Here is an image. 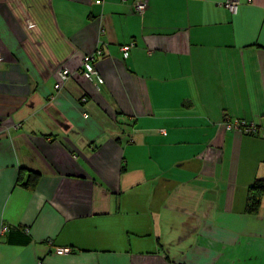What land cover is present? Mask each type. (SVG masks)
<instances>
[{"label": "crops", "instance_id": "obj_1", "mask_svg": "<svg viewBox=\"0 0 264 264\" xmlns=\"http://www.w3.org/2000/svg\"><path fill=\"white\" fill-rule=\"evenodd\" d=\"M137 1L0 0V264H264V0Z\"/></svg>", "mask_w": 264, "mask_h": 264}, {"label": "built area", "instance_id": "obj_2", "mask_svg": "<svg viewBox=\"0 0 264 264\" xmlns=\"http://www.w3.org/2000/svg\"><path fill=\"white\" fill-rule=\"evenodd\" d=\"M100 3V2H97ZM239 6L238 0H227L223 3V7L231 14H236ZM133 10L137 15H141L147 9V2L145 0L137 1L133 5ZM133 48V44L124 45L120 48L121 56L123 59L128 58L130 50ZM103 56L102 50H97L95 55L85 56L82 61V74L85 79L95 86L99 90V86L103 84V79L97 72L94 62L96 58H101ZM58 83L55 85V90L61 89V85L71 78V72L63 68L58 73ZM86 118L87 115H84ZM223 126L226 131H238L246 136H257V126L253 123H246L244 120H231L229 118H224ZM261 138L264 139V133L261 134ZM5 230L0 231V237ZM57 254H68L70 249L67 248H57L55 249Z\"/></svg>", "mask_w": 264, "mask_h": 264}, {"label": "trees", "instance_id": "obj_3", "mask_svg": "<svg viewBox=\"0 0 264 264\" xmlns=\"http://www.w3.org/2000/svg\"><path fill=\"white\" fill-rule=\"evenodd\" d=\"M25 187L32 186L34 178L30 176ZM24 186V185H23ZM264 197V179L254 181L248 188L246 197V209L247 215H257Z\"/></svg>", "mask_w": 264, "mask_h": 264}]
</instances>
